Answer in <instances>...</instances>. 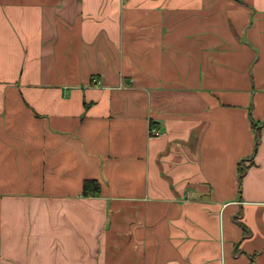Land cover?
<instances>
[{"label":"crops","instance_id":"obj_1","mask_svg":"<svg viewBox=\"0 0 264 264\" xmlns=\"http://www.w3.org/2000/svg\"><path fill=\"white\" fill-rule=\"evenodd\" d=\"M0 264H264V0H0Z\"/></svg>","mask_w":264,"mask_h":264},{"label":"trees","instance_id":"obj_2","mask_svg":"<svg viewBox=\"0 0 264 264\" xmlns=\"http://www.w3.org/2000/svg\"><path fill=\"white\" fill-rule=\"evenodd\" d=\"M98 193V185L96 181L85 180L83 182L82 194L83 196H89L90 194Z\"/></svg>","mask_w":264,"mask_h":264},{"label":"built area","instance_id":"obj_3","mask_svg":"<svg viewBox=\"0 0 264 264\" xmlns=\"http://www.w3.org/2000/svg\"><path fill=\"white\" fill-rule=\"evenodd\" d=\"M149 134L151 137H158L160 136V131L156 130V129H152L151 127L149 128Z\"/></svg>","mask_w":264,"mask_h":264}]
</instances>
